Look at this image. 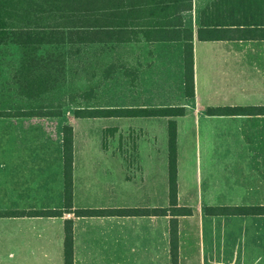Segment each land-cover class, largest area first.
Returning a JSON list of instances; mask_svg holds the SVG:
<instances>
[{"label":"crops","instance_id":"crops-1","mask_svg":"<svg viewBox=\"0 0 264 264\" xmlns=\"http://www.w3.org/2000/svg\"><path fill=\"white\" fill-rule=\"evenodd\" d=\"M131 1L123 26L87 36L86 43L103 47L101 77L117 73L123 77L119 87H126L119 90L134 97L86 109L184 108L185 114L174 118L177 202L192 213L178 217V264H264V214L206 212L264 207V22L239 27L236 17H226L242 11L264 14V0L245 5L192 0L190 10L184 8L188 0ZM10 41L0 46L7 49ZM187 43L193 48V98L184 90ZM27 56L24 67L39 93L27 98L24 111L57 109L61 115H16L14 60L22 59L0 53V213H7L0 216V264H65V217L14 215L63 210L64 126L73 128L74 209L151 210L170 204V118L63 114L56 98L60 59L40 52ZM88 92L81 93L85 100ZM238 107L257 110L208 113L209 108ZM71 219L74 264H172L170 216Z\"/></svg>","mask_w":264,"mask_h":264},{"label":"trees","instance_id":"trees-1","mask_svg":"<svg viewBox=\"0 0 264 264\" xmlns=\"http://www.w3.org/2000/svg\"><path fill=\"white\" fill-rule=\"evenodd\" d=\"M162 1V0H161ZM176 1V0H173ZM252 0H237L239 5H245ZM131 0H0V36L7 35L9 24L7 20L11 16V7L15 6L21 12L22 19H35L39 15L45 16L41 20L62 21L66 23H81L78 26H65L64 30H42L43 32L26 33L27 43H47L65 41L71 37H76L84 41L87 36H99L104 34V29L117 28L123 26L121 23L125 16V8L132 5ZM214 2L211 7H215ZM192 0L184 5L185 9H192ZM10 15V16H9ZM236 17L237 26L260 25L264 22V14L251 12H238L237 14H226V17ZM11 18V19H12ZM74 21V22H73ZM254 23V24H252ZM91 25V26H90ZM79 27L78 31H75ZM96 29L89 32L87 28ZM50 29V26L48 27ZM107 34L109 32H106ZM37 37V38H33ZM193 48L191 43L185 46L184 56V90L187 98L195 96L194 67H193ZM255 108H209L210 115H222L232 113L244 115L256 111ZM184 108H128V109H105L94 110L85 109L76 112L78 118L96 117H167L168 136H169V207L156 208L151 210L144 209H123V210H96L81 209L76 210L73 206V128L65 125L63 128V156H64V208L63 210L46 211H20L15 212V216H42V217H65V240H64V262L74 264L73 251V221L71 217H93L104 215H156L170 216V252L172 264L179 262V223L178 217L181 215H191L192 211L188 208L178 206V186H177V123L174 118L183 116ZM2 115V114H0ZM18 116H60L61 112H23ZM206 212L210 215H261L264 214V207H222L207 208ZM13 214V213H12ZM7 213H0V216ZM10 215V213H8Z\"/></svg>","mask_w":264,"mask_h":264},{"label":"rangeland","instance_id":"rangeland-1","mask_svg":"<svg viewBox=\"0 0 264 264\" xmlns=\"http://www.w3.org/2000/svg\"><path fill=\"white\" fill-rule=\"evenodd\" d=\"M13 16L7 20L9 27L7 28V35H1L0 41L8 40L13 43H9L8 48L0 46V53L5 51L14 53L16 59L20 57L22 61L14 60L15 67L14 73V105L16 115L21 114L27 109L26 100L29 96H36L39 92L34 84L33 77L30 70H27L24 65L27 64L25 59H28V54L31 53H43L46 55L58 56L60 59L61 68L57 69L56 83H60V91L56 92V98L61 103L63 109L62 113L76 114L79 110H85L101 103L109 102L111 105H117L123 102L124 98L134 97L132 92L124 93L121 90H125V85L122 84L119 87V82L123 80L115 73V77L110 78L101 77V60L102 46L90 45L87 46V38L84 41L71 37L60 41V43L51 44H29L27 41L26 33L43 32L42 30H64L65 26H78L81 23H66L62 21H48L41 20L45 16L39 15L35 19V16L31 19H22L21 12H18L15 6L11 7L10 11ZM12 18V19H11ZM50 26V29L48 28ZM91 26V25H90ZM75 31H78L79 27H76ZM91 28H87L90 30ZM37 38V37H33ZM113 53L111 50H106ZM110 58L111 54H107ZM112 62V61H111ZM21 65V66H20ZM20 66V67H19ZM60 71V72H59ZM111 75V71L109 74ZM58 76V77H57ZM108 80L109 86L103 84V81ZM52 86V84L48 85ZM173 89V88H172ZM174 93H177V87H174ZM104 90L102 93L101 91ZM162 90L165 91L164 88ZM89 91V99L85 100V96L81 95L82 92ZM76 94V95H75ZM83 94V93H82ZM120 100V102H119ZM93 102L94 104H91ZM95 110V109H94ZM43 110H36L34 112H41ZM47 112H58L59 110H45ZM29 112V111H28ZM76 116V115H75Z\"/></svg>","mask_w":264,"mask_h":264}]
</instances>
